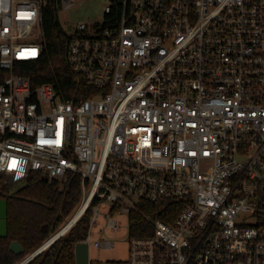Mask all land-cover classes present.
Instances as JSON below:
<instances>
[{
	"label": "built area",
	"instance_id": "1",
	"mask_svg": "<svg viewBox=\"0 0 264 264\" xmlns=\"http://www.w3.org/2000/svg\"><path fill=\"white\" fill-rule=\"evenodd\" d=\"M108 1L70 30L97 90L76 101L15 71L43 55L48 0H0V175H81L70 228L89 211L80 242L110 249L94 231L126 217V264H264V0Z\"/></svg>",
	"mask_w": 264,
	"mask_h": 264
},
{
	"label": "trees",
	"instance_id": "2",
	"mask_svg": "<svg viewBox=\"0 0 264 264\" xmlns=\"http://www.w3.org/2000/svg\"><path fill=\"white\" fill-rule=\"evenodd\" d=\"M61 6L62 0H48L43 10V55L36 61L17 62L15 71L28 76L34 86L52 84L60 99H87L97 90L75 74L67 63L71 33L59 19ZM6 76L7 72L0 68V84ZM81 183L78 173L70 174L66 181H50L41 173L34 172L13 188V184L5 183L0 175V199L7 201L8 209V234L0 238V264H17L60 231L75 215L81 203ZM159 217L169 220L164 214ZM90 218L88 211L28 264H76L75 247L86 238ZM15 241L22 245L23 253L11 251L10 246Z\"/></svg>",
	"mask_w": 264,
	"mask_h": 264
},
{
	"label": "rangeland",
	"instance_id": "3",
	"mask_svg": "<svg viewBox=\"0 0 264 264\" xmlns=\"http://www.w3.org/2000/svg\"><path fill=\"white\" fill-rule=\"evenodd\" d=\"M74 6L70 9H65L64 6H61L59 11V19L69 32L73 29L74 23L79 20H98L102 17L104 12V7L109 2L108 0H72ZM5 183H8L5 181ZM61 181V180H60ZM17 185L13 184V188H16ZM107 213V211L105 212ZM102 225L100 228L95 229V238L93 241L99 240L101 235L103 238H109L112 241H115L114 247L110 249H96L92 247L90 250V257L94 262L100 264H126L128 259V228H127V219L126 217L121 218L125 223V227L122 232L112 233L110 229H105V233L101 234L100 229H104L106 226V219L101 217ZM59 232V231H58Z\"/></svg>",
	"mask_w": 264,
	"mask_h": 264
},
{
	"label": "water",
	"instance_id": "4",
	"mask_svg": "<svg viewBox=\"0 0 264 264\" xmlns=\"http://www.w3.org/2000/svg\"><path fill=\"white\" fill-rule=\"evenodd\" d=\"M7 213H8L7 201L4 199H0V238L6 237L8 234ZM72 223H74V220H72V222H69L67 226L64 227L63 230H60L58 235H55V238L57 237L59 238L66 230L70 229ZM50 244L51 243L43 247H40L38 251L27 257V259H25L21 264H27L30 260H32L38 254H40L43 250H45V248H47V246H49ZM10 249L15 254H21L24 252V248L17 241L12 242ZM75 259H76V264H90V248L87 243L84 242L77 243L75 247Z\"/></svg>",
	"mask_w": 264,
	"mask_h": 264
},
{
	"label": "flooded vegetation",
	"instance_id": "5",
	"mask_svg": "<svg viewBox=\"0 0 264 264\" xmlns=\"http://www.w3.org/2000/svg\"><path fill=\"white\" fill-rule=\"evenodd\" d=\"M29 256H30V255H29ZM29 256H28V257H29ZM34 258H35V257H34ZM34 258H33V259H34ZM25 259H27V257H26ZM25 259H24V260H25ZM33 259H32V260H33ZM24 260L18 262L17 264H21V263H23ZM30 261H31V260H30ZM30 261H29V262H30ZM29 262H28V263H29ZM28 263H27V264H28Z\"/></svg>",
	"mask_w": 264,
	"mask_h": 264
},
{
	"label": "bare ground",
	"instance_id": "6",
	"mask_svg": "<svg viewBox=\"0 0 264 264\" xmlns=\"http://www.w3.org/2000/svg\"><path fill=\"white\" fill-rule=\"evenodd\" d=\"M77 217H78V216H76V218H77ZM76 218H75V219H76ZM75 219H74V220H75Z\"/></svg>",
	"mask_w": 264,
	"mask_h": 264
}]
</instances>
